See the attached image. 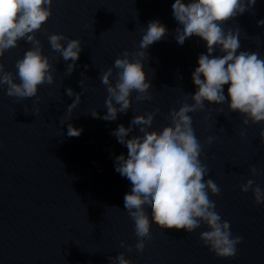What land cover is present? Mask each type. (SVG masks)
<instances>
[{
	"label": "water",
	"instance_id": "obj_1",
	"mask_svg": "<svg viewBox=\"0 0 264 264\" xmlns=\"http://www.w3.org/2000/svg\"><path fill=\"white\" fill-rule=\"evenodd\" d=\"M174 3L54 0L52 16L35 35L57 69L55 82L41 85L37 97L24 99L9 97L7 86L0 87V264H112L111 258L120 253L132 264H264V204L257 205L253 192L244 193L240 187L251 179L253 187L264 189V140L260 137L264 122L249 121L245 126V116L231 112L230 98L220 105L205 101V111L189 115L203 146L201 162L210 169L204 182L212 179L221 189L219 196L209 191V198L222 220L230 223L233 237H243L237 255L222 258L211 252L199 239L209 230L203 224L187 233L161 230L153 221L152 238L142 253L121 247V242L134 246L138 237L124 207L132 185L115 170V157L127 155L128 150L111 133L120 124L130 127L135 115L156 108L160 112L150 130L169 126L171 109L194 103L186 94H195L192 74L199 67L200 54H207L206 41L198 36L183 45L177 43L176 29L181 25L173 16ZM156 20L168 32L149 47V58L144 59L153 99L136 101L134 92L131 109L117 120L93 118V110L101 117L107 113L102 73L113 67L124 50L138 51L149 22ZM259 20H264V0L222 25L225 31L241 29L237 54L258 52L264 58V27L257 26ZM56 33L82 42L71 75L66 71L71 61L65 62L49 44L48 37ZM62 43L66 46L67 41ZM32 47L21 39L0 63L16 75V62ZM213 55L222 53L217 49ZM16 82H20L18 77ZM229 86H224L226 97ZM68 88L83 92L68 122L83 130L78 137H69L67 123H60L75 100L67 95ZM136 135H141L138 127L128 138ZM209 136L216 137L211 145L206 143ZM253 166L259 173L256 176L250 172ZM145 207L151 218L150 206Z\"/></svg>",
	"mask_w": 264,
	"mask_h": 264
},
{
	"label": "clouds",
	"instance_id": "obj_2",
	"mask_svg": "<svg viewBox=\"0 0 264 264\" xmlns=\"http://www.w3.org/2000/svg\"><path fill=\"white\" fill-rule=\"evenodd\" d=\"M53 3L54 0H0V58L7 50L17 47L21 39H26L33 46L16 62V75L6 71L5 65L0 63V87L7 86L6 95L9 97H37L41 85L55 82L57 69L50 63L51 58L44 54L43 45L35 35L52 16ZM256 3L257 0H190L188 3L175 0L172 5L173 16L181 25L176 29L177 43L183 45L189 38L198 36L206 41L207 54H200L199 67L192 74L197 89L195 94H186V99L190 97L194 103L184 102L178 110L171 109L169 126L150 130L160 112L156 108L146 115H135L130 127L120 124L111 133L128 150L127 155L115 157V170L132 185L130 193L124 197V207L134 221L138 237L134 246L121 242V247L126 246L129 251L134 247L142 253L146 241L152 238L153 221L161 230H185L187 233L194 232L203 224L209 230L203 231L199 239L211 252L222 258L237 255V245L243 237H233L230 223L222 220L216 212V203L209 198V191L219 196L221 189L212 179L204 182L210 169L201 162L203 146L196 137L189 114L205 111V101L220 105L230 98L231 112L245 116V126L249 121L253 124L264 122V58L258 52L240 51L237 54L241 48V29L225 31L222 27L239 15L254 10ZM257 26L264 27V20H259ZM167 32V27L160 21H150L139 50H124L113 67L102 73L101 82L108 92L105 101L107 113L101 117L97 110H93V118L117 120L120 113L126 114L131 109L134 92L137 93L136 101L153 99L144 59L149 58V47L164 38ZM48 40L52 50L60 53L65 62L71 61L66 69L71 75L83 50L81 40L70 39L62 33L51 34ZM63 41H67L66 46ZM217 49L222 55H213ZM152 72L154 77L155 70ZM17 77L19 83L16 82ZM80 84L83 87L84 81L81 80ZM225 85H230L227 97ZM66 93L69 97L75 96V100L67 108L68 116L60 123L62 126L67 123L69 137H78L83 130L68 122L80 105L83 92L77 94L68 88ZM137 127L141 135L129 139V134ZM260 137L264 140V130ZM215 139L209 136L206 143L211 145ZM250 172L253 176L259 174L255 166L250 168ZM254 183V180H248L240 186L241 191L247 193L251 190L255 203L264 204V189L259 185L253 187ZM146 205L151 208V218ZM111 261L112 264H132L125 253L111 258Z\"/></svg>",
	"mask_w": 264,
	"mask_h": 264
}]
</instances>
